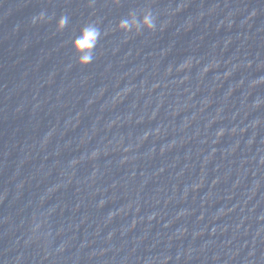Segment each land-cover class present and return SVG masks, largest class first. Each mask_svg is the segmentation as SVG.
<instances>
[{
    "label": "water",
    "instance_id": "water-1",
    "mask_svg": "<svg viewBox=\"0 0 264 264\" xmlns=\"http://www.w3.org/2000/svg\"><path fill=\"white\" fill-rule=\"evenodd\" d=\"M260 77L264 0H0V264H264Z\"/></svg>",
    "mask_w": 264,
    "mask_h": 264
},
{
    "label": "clouds",
    "instance_id": "clouds-1",
    "mask_svg": "<svg viewBox=\"0 0 264 264\" xmlns=\"http://www.w3.org/2000/svg\"><path fill=\"white\" fill-rule=\"evenodd\" d=\"M45 13L40 12L38 16L33 17V23H36L38 20H44ZM68 24L67 16H60L56 22L57 31H62ZM119 28H121L125 33H140L142 30L155 31L157 29V16L152 12L150 8L144 9L142 14H138L135 10H132L128 13L126 18H122L119 21ZM163 27V25H161ZM102 33L99 27L94 23L86 24L81 29L79 35H77L72 41L73 51L76 53L75 62L81 66H87L93 62L95 59V50L97 48L98 42L100 40ZM191 64V61H185L180 65V68H187ZM207 69H205L206 71ZM264 84V77L254 79L251 81L250 87H255L257 85ZM254 106L259 107L261 104H264V98H258L254 102ZM235 131V129H233ZM224 134V129L221 128L217 131V137H220ZM93 156L96 155L95 152L92 153ZM77 163L73 160L72 164ZM104 201H100V204L103 205ZM36 227H39L37 225ZM167 260V257H165Z\"/></svg>",
    "mask_w": 264,
    "mask_h": 264
}]
</instances>
